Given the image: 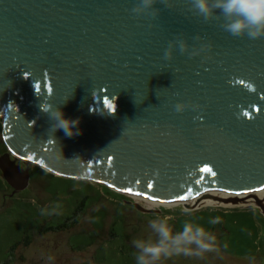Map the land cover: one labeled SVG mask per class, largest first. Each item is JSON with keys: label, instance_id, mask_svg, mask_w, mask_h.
I'll return each instance as SVG.
<instances>
[{"label": "water", "instance_id": "water-1", "mask_svg": "<svg viewBox=\"0 0 264 264\" xmlns=\"http://www.w3.org/2000/svg\"><path fill=\"white\" fill-rule=\"evenodd\" d=\"M137 2L0 0V115L10 150L1 166L16 191L31 164L122 192L187 197L188 208L205 189L264 186V37H234L219 13L205 21L190 0L157 3L156 16L134 13ZM177 38L190 48L165 60ZM41 105L78 121V134L55 131Z\"/></svg>", "mask_w": 264, "mask_h": 264}, {"label": "rangeland", "instance_id": "rangeland-1", "mask_svg": "<svg viewBox=\"0 0 264 264\" xmlns=\"http://www.w3.org/2000/svg\"><path fill=\"white\" fill-rule=\"evenodd\" d=\"M3 130L0 115V264H136L133 241L154 240L150 224L164 217L174 232L191 222L223 232L234 253L250 246L264 253V214L254 197L229 203L213 199L191 208L183 202L151 205L96 179L59 175L39 164H31L35 177L12 194L16 187L1 166L10 153ZM10 158L28 168V161ZM130 200L156 211H136ZM158 264H192V256L173 255Z\"/></svg>", "mask_w": 264, "mask_h": 264}, {"label": "clouds", "instance_id": "clouds-1", "mask_svg": "<svg viewBox=\"0 0 264 264\" xmlns=\"http://www.w3.org/2000/svg\"><path fill=\"white\" fill-rule=\"evenodd\" d=\"M157 3L170 6L168 0H138L132 11L156 16L161 11L156 7ZM190 5V10L205 21L218 18L219 13L223 20V29L234 37L246 35L252 40L264 37V0H190ZM177 48L183 53L188 51L190 44L181 38L174 39L165 51L164 59L170 60ZM185 107L184 102H179L175 110L182 112ZM41 110L49 114L50 119L54 121L52 128L55 131L63 130L66 136L75 133L78 121L67 118L62 109L53 108L52 105H41ZM211 223L216 221L213 220ZM150 228L156 235L154 240L133 241L138 249L136 264H158L162 258L173 255L199 256L215 250V236L201 225L185 222L179 231L174 232L167 217H164L153 220Z\"/></svg>", "mask_w": 264, "mask_h": 264}, {"label": "flooded vegetation", "instance_id": "flooded-vegetation-1", "mask_svg": "<svg viewBox=\"0 0 264 264\" xmlns=\"http://www.w3.org/2000/svg\"><path fill=\"white\" fill-rule=\"evenodd\" d=\"M32 170L30 172V178L35 177L31 176ZM14 192L12 194H16ZM18 193V192H17ZM131 208L135 209L136 211H139L135 205L128 204ZM260 210H262L261 207H259ZM142 212V211H140ZM262 213L264 214L263 210ZM264 219V217H263ZM212 234L215 236V250L203 253L199 256H192V264H227L226 262H230V264H250L253 262V264H264V253L262 248H243V251L234 253L232 252L234 249L232 247V244L229 242L224 241V234L223 232H220V234H216L213 231H211ZM260 251V252H259ZM233 262V263H232Z\"/></svg>", "mask_w": 264, "mask_h": 264}, {"label": "bare ground", "instance_id": "bare-ground-1", "mask_svg": "<svg viewBox=\"0 0 264 264\" xmlns=\"http://www.w3.org/2000/svg\"><path fill=\"white\" fill-rule=\"evenodd\" d=\"M127 192V191H126ZM130 194H134L138 198L145 199L149 204L155 205V204H167L172 205L176 203H180L181 199L166 201L161 200L153 197H149L147 195H143L136 192H128ZM208 194L213 195V197L209 196ZM257 196L262 201L264 200V186L260 187L259 189L252 190V191H233V190H226V189H205L198 193H195L193 195V198H190L186 200V202H189V204H196L200 205L203 203H212L213 199L220 200V202H228L233 201V199H238V201H246L250 200L251 197ZM248 198V199H247Z\"/></svg>", "mask_w": 264, "mask_h": 264}, {"label": "snow or ice", "instance_id": "snow-or-ice-1", "mask_svg": "<svg viewBox=\"0 0 264 264\" xmlns=\"http://www.w3.org/2000/svg\"><path fill=\"white\" fill-rule=\"evenodd\" d=\"M203 171L211 172L212 170L206 167L205 169H203ZM212 174L215 175V173H212ZM148 187H152V185H148ZM124 191L131 192L132 189L128 188V189H124ZM179 199L183 200V199H187V197H180Z\"/></svg>", "mask_w": 264, "mask_h": 264}, {"label": "trees", "instance_id": "trees-1", "mask_svg": "<svg viewBox=\"0 0 264 264\" xmlns=\"http://www.w3.org/2000/svg\"><path fill=\"white\" fill-rule=\"evenodd\" d=\"M85 203V200H84V202H81V205H80V207L83 205ZM136 207V206H135ZM137 208V207H136ZM71 217V216H70ZM75 220V219H74Z\"/></svg>", "mask_w": 264, "mask_h": 264}]
</instances>
